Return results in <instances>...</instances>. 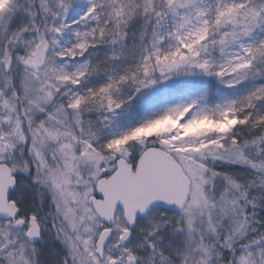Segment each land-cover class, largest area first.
Here are the masks:
<instances>
[{
	"label": "snow or ice",
	"instance_id": "obj_1",
	"mask_svg": "<svg viewBox=\"0 0 264 264\" xmlns=\"http://www.w3.org/2000/svg\"><path fill=\"white\" fill-rule=\"evenodd\" d=\"M0 264H264V0H0Z\"/></svg>",
	"mask_w": 264,
	"mask_h": 264
}]
</instances>
